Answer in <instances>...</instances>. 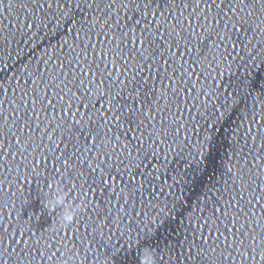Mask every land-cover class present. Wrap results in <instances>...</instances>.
Masks as SVG:
<instances>
[{
    "label": "snow or ice",
    "instance_id": "obj_1",
    "mask_svg": "<svg viewBox=\"0 0 264 264\" xmlns=\"http://www.w3.org/2000/svg\"><path fill=\"white\" fill-rule=\"evenodd\" d=\"M52 19L51 34L57 28L63 34L41 56L54 49L58 63L49 64V56L41 68L36 53L20 47L24 83L0 78V264H59L65 253L87 264L88 254L111 238L104 228L125 216L137 223L145 206L156 207L168 155L189 143L181 129L211 122L199 137L197 158L181 157L191 176L202 170L218 129L241 100L247 102L228 127L231 158L196 197L195 212L191 205L185 211L178 239L166 244L167 264H264V109L248 103L264 101V93L250 88L264 64V46L258 47L264 45V0H0V72L9 70L5 51L17 37L32 40ZM201 89L219 103L204 104L205 111L197 104V121L188 101L200 100ZM162 154L163 164L152 163ZM44 160L58 175L66 173L86 209L97 213L90 232L85 221V232L47 235L25 226L31 218L21 222L6 211L5 186L15 187L22 164L33 170ZM187 169L178 173L184 189L191 183L183 180ZM167 195L172 206L168 215L164 209L155 214L160 225L185 208L180 194ZM151 233L142 242L150 248Z\"/></svg>",
    "mask_w": 264,
    "mask_h": 264
},
{
    "label": "water",
    "instance_id": "obj_2",
    "mask_svg": "<svg viewBox=\"0 0 264 264\" xmlns=\"http://www.w3.org/2000/svg\"><path fill=\"white\" fill-rule=\"evenodd\" d=\"M55 23V19L50 21L46 20L44 24L41 25L39 30H36L35 26L33 29H29V34L33 30L37 31V35L33 37L32 40H27L26 36H18L17 42H13L11 48L5 51V55L8 56L7 63L9 70L0 72V78L11 75L12 80L10 81V84L12 86L24 83L26 71L24 76H21L20 63L22 61L21 58L16 55V49L20 47L28 50L29 55L35 52L36 58H40L41 68L46 69L43 61L47 60L49 56L52 57V59L49 60V64H52L53 62L58 63L57 56L59 53L54 49H49V52H47L46 55L41 56L45 47H47V45H49V43L53 40H59L63 34V30L60 28H57L54 36L51 34V29ZM46 33H48V35H45ZM41 36H45V39L40 40ZM34 42H36L35 48L32 47ZM254 42L256 41L254 40ZM53 43H55V41H53ZM260 46L264 45H258V47ZM62 51H67V48L65 47ZM237 75H239V69H237ZM17 76H21V78L17 80ZM262 82H264V64L261 65L260 69L253 72V75L250 78V88L264 93V83ZM28 83H31L30 79L28 80ZM197 83H200L199 79L197 80ZM199 86L200 85H197V88H199ZM189 87H191V83H189ZM185 92L187 94V89H185ZM203 93L204 89H201L200 100L195 102L189 99L188 101L189 104L192 105V110L191 113H189V116H197V121L201 119V117L197 114V104L201 105V111H205L203 107L204 104L212 102V106L214 107L215 103H219V101L213 102L212 97H205ZM9 94L11 95V90ZM195 94L196 90L193 89L191 95L194 96ZM201 101H203V103H201ZM246 102L247 101L241 100V104L233 108L232 115L227 121H225V124L218 129V134L212 141L210 151L205 156L202 170L193 172L191 176H187V173L192 172V169H187L189 165L184 164V160L181 159V157L189 160V162H191L192 159L197 158L199 137L202 135L204 126H206L210 120L206 121L205 125H202L201 127L199 125L195 126V124H192L186 125L185 129H181V136L190 138L189 143L188 140L185 139L184 145H180V147L176 148L175 153L168 155V168L162 169L161 177L158 176L164 193L159 196V199L155 204L156 207L145 206L141 212V216L136 217V219H139L137 223H135V220L125 216L122 223L119 225H114L112 228H104L103 231L105 232L106 237L111 236V238L101 241V246L96 247L92 253L88 254L89 259L87 260V264H103L104 258L112 255L113 252H115L113 255V264H139V259L137 257L139 256L140 250L147 246L142 242L145 239V233L150 228L152 229V239L155 241L152 249L155 250L157 264H161L162 260L164 264H167L166 244H170L175 240V238L178 239L176 236L180 234L182 226L187 223L186 217L190 214L185 211L189 210L188 208H190L191 205L190 211L195 212L196 197L200 195L204 188L211 184L212 181L219 179V172L221 171L220 164H227L228 159L231 158V149L229 148V144L231 143L232 133L228 132V127L231 126L232 121L233 126H235V123L237 122V117L235 116L238 115L237 113L239 112L240 107L243 109V104ZM248 103L255 104L257 109H264V101H256L250 98ZM7 107H11V105L9 104ZM206 114L211 118V109L207 110ZM13 115L14 114H9L10 119ZM177 115H179V113H177ZM181 119H184V117H181ZM38 132L39 130H37V133ZM226 133H228L227 137ZM181 149H183L182 152ZM37 151H39V149H37ZM17 159L18 161L20 160L19 157ZM165 159L166 158L162 154L159 160L153 157L152 163L163 164ZM32 163L35 164L34 159L32 160ZM185 169H187L186 177H183V180L186 181L190 179L191 183L184 185V189L182 177L178 173L183 172ZM153 171H155V169H153ZM11 179L16 181V175L14 174ZM50 181H59L65 185L66 190H71L70 195L76 196L77 199L82 197L85 200L80 187L76 185L75 182L67 178L66 173L58 175L56 171H53V163L50 160H44L41 164H37L36 168L33 170H31V168L24 167L22 164L20 168V178L16 182L15 187H12L11 185L5 186L4 191L5 193H8L5 197V201L8 205L6 211L14 218L20 219L21 222L29 221V218H31L29 223L25 226L27 227L34 224L37 229L44 230L47 235H52L56 232H59L62 235L65 233L71 235L77 228H79L81 232H85V221H87L88 225L87 231L90 232L92 227H96L93 221L97 219V213L93 212L91 208H85L84 211L76 217L73 223L67 226L58 223L55 212L49 213L46 209L42 211L43 204L41 203V192L43 189L48 187ZM168 185H172L173 187L169 188ZM180 186L181 189H183L182 192H180ZM156 191H160V188H157ZM170 192H177L181 195V198L184 199L185 208H182L181 212L177 213V215L175 212L171 213V219L169 218V220L162 225L157 224L155 214L158 213L160 209H164L165 215H168V208H171L172 206L170 200H172L173 197L167 195V193ZM90 198L95 200L96 195H93ZM113 199H115L114 196ZM165 204H168L166 208ZM119 207L120 203H116L115 208ZM137 211H140L139 206ZM145 212L150 217H144L143 214ZM199 214L203 215L204 213L201 212ZM112 215H115V212H113ZM131 215L135 216V212H132ZM149 219L152 220V223ZM110 220L111 217L109 219V223ZM191 223L195 226L196 221L193 220ZM82 256L83 254H81V257ZM77 264H85V262L81 258L77 261Z\"/></svg>",
    "mask_w": 264,
    "mask_h": 264
},
{
    "label": "clouds",
    "instance_id": "obj_3",
    "mask_svg": "<svg viewBox=\"0 0 264 264\" xmlns=\"http://www.w3.org/2000/svg\"><path fill=\"white\" fill-rule=\"evenodd\" d=\"M71 190L65 188V185L59 181H50L48 187L41 192L43 209L49 213L55 212L59 224L67 226L73 223L80 213L86 208L84 199H77L70 195ZM118 251V250H117ZM112 255L104 258L103 264H113ZM80 257H74L71 253H65L59 264H77ZM139 264H157L155 250L145 246L140 250Z\"/></svg>",
    "mask_w": 264,
    "mask_h": 264
}]
</instances>
